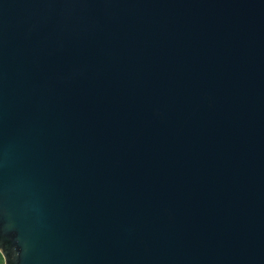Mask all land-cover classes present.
<instances>
[{
    "label": "water",
    "instance_id": "obj_1",
    "mask_svg": "<svg viewBox=\"0 0 264 264\" xmlns=\"http://www.w3.org/2000/svg\"><path fill=\"white\" fill-rule=\"evenodd\" d=\"M5 264H264V0H0Z\"/></svg>",
    "mask_w": 264,
    "mask_h": 264
},
{
    "label": "rangeland",
    "instance_id": "obj_2",
    "mask_svg": "<svg viewBox=\"0 0 264 264\" xmlns=\"http://www.w3.org/2000/svg\"><path fill=\"white\" fill-rule=\"evenodd\" d=\"M0 264H5V262H4V258H3V256H2L1 253H0Z\"/></svg>",
    "mask_w": 264,
    "mask_h": 264
}]
</instances>
